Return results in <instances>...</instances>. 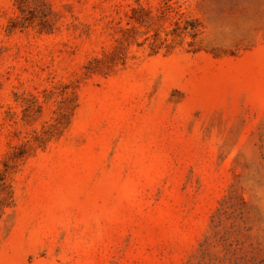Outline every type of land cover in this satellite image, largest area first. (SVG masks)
Returning a JSON list of instances; mask_svg holds the SVG:
<instances>
[{
  "label": "rangeland",
  "instance_id": "rangeland-1",
  "mask_svg": "<svg viewBox=\"0 0 264 264\" xmlns=\"http://www.w3.org/2000/svg\"><path fill=\"white\" fill-rule=\"evenodd\" d=\"M0 264H264V0H0Z\"/></svg>",
  "mask_w": 264,
  "mask_h": 264
}]
</instances>
